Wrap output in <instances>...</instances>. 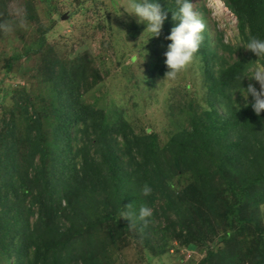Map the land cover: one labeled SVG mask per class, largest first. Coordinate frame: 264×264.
Returning <instances> with one entry per match:
<instances>
[{
    "label": "trees",
    "instance_id": "1",
    "mask_svg": "<svg viewBox=\"0 0 264 264\" xmlns=\"http://www.w3.org/2000/svg\"><path fill=\"white\" fill-rule=\"evenodd\" d=\"M222 1L236 17L239 35L245 44L253 37L264 40V0ZM158 2L167 12L165 33L169 36L176 23L172 11H177V3L176 0ZM27 19L33 20L29 13ZM202 35L203 43L194 58L201 57L206 87L209 88L207 98L213 111L193 118L189 127L164 148L160 147L155 135H135L123 118L106 127L100 113L81 103L76 81L68 76V69L56 60L51 62V77L46 80V88L59 105L56 109L59 125L54 131L59 143L50 154V172L46 169L49 155L42 147L41 126L37 119L26 128L24 138L21 134L16 136L18 131L14 123L9 124L8 130L0 135V148H9V162L4 165L6 174L0 186V206L6 208L24 202L26 199L20 197L22 188L26 196L32 195L33 207L44 204L30 188L34 181L44 188L52 214H47V207L46 213L41 212L34 224L26 221L25 228H13L8 240L1 239L4 264H113L110 258L114 249L132 241L139 248L144 246L150 250H165L166 245L175 241L191 251L205 253L201 264H264V113L257 117L250 106L235 107L230 95L241 83L237 77L258 63L264 65V57L258 60L248 51L246 56L227 66L225 59L215 53L216 47L211 44L206 29ZM38 42L42 47V39ZM20 58V55H14L6 63L8 76L12 75L13 79L15 73L11 72ZM217 63L221 69L215 73L213 67ZM156 71L167 74L169 69L165 60ZM219 107L224 109L223 115ZM24 114H28V108ZM74 133L82 134L76 151L72 147ZM118 137L122 138V143ZM24 140L30 144V149L25 158V170L20 173L21 183L11 159ZM214 152L215 156L210 155ZM180 159L184 160V167L178 161ZM149 163H155L156 168L169 177L178 173L187 182L190 180L189 188L181 195L168 194L164 190L167 194L161 197L162 206H147L153 208L151 217L141 221L138 214L130 220L131 225L128 220L121 226L118 222L113 223V229L108 231L113 235L112 243L100 244L97 228L91 225L92 222L83 221L80 213L84 208L99 211L106 207L105 201L109 202L112 191L118 207L121 204L128 206L124 208L128 213L137 210L139 204L145 202L139 197L142 183L151 181L155 174L154 170L147 172ZM221 165L231 169L226 168L230 171L228 177L222 174ZM47 176L52 177L50 190L45 185ZM138 176L143 178L140 180ZM236 176L243 180L244 188L228 183L229 177ZM229 188L234 198L230 197L231 201L227 202ZM62 219L68 223H62ZM43 223L46 229L40 230L39 225ZM74 235L77 236L76 243H67L68 246L61 243V237ZM214 238L225 244L224 251L214 252L215 247L208 243ZM244 242L250 244L245 255L228 251L235 246H244ZM61 245L63 247L59 249L57 246Z\"/></svg>",
    "mask_w": 264,
    "mask_h": 264
},
{
    "label": "rangeland",
    "instance_id": "2",
    "mask_svg": "<svg viewBox=\"0 0 264 264\" xmlns=\"http://www.w3.org/2000/svg\"><path fill=\"white\" fill-rule=\"evenodd\" d=\"M123 2L124 0H0V135L8 130L9 124L14 123L18 131L16 136L21 134L24 138L26 128L37 119L41 126L42 147L49 155L47 173L50 172L52 162L51 151L59 143L54 133L59 125V115L56 114L59 105L52 100L46 88V80L51 77L49 67L54 60L68 69V76L76 81L81 103L100 113L105 118L106 127H111L123 118L135 135L157 136L161 148L186 130L193 118L213 111L207 98L209 88L206 87L207 77L201 57L193 58L175 80H166L165 73L155 72L166 59L165 53L170 43L165 33L166 23L164 22L158 37L150 38V33L143 35L146 25L137 23L138 18L129 16L123 8L119 10ZM192 2L193 10L210 35L211 44L216 47L215 53L225 59V65H232L248 54L249 50L244 47L246 44L239 35L238 21L222 0ZM201 9H205V13ZM28 13L35 22L27 19ZM42 29H45L44 37ZM40 39L42 47L39 46ZM29 50V54H26ZM14 55H20L21 58L14 64L11 72L15 73L13 79L12 75L8 76L10 73L7 72L6 63ZM220 69L219 63L213 67L215 73ZM252 83L257 90L260 89L257 82ZM248 84L249 80L246 79L245 88ZM51 87L54 88L52 82ZM232 101L237 108L239 105L240 108L245 107V102L238 93L235 94V100L232 97ZM253 102V98L249 97L248 104ZM26 108L28 114H24ZM219 112L221 115L225 113L222 107H219ZM74 135L72 147L76 151L82 134ZM117 139L122 143L121 137ZM29 149L30 144L24 140L14 159H11L17 180L21 183L20 173L25 170V158ZM208 149L212 151L211 148L206 150ZM8 152V147L0 148V186L4 183L3 177L6 174L4 165L9 162ZM210 155L216 154L214 152ZM127 161L125 157L124 162ZM178 161L185 166L183 159ZM226 168L231 171L227 166H222L221 171L228 177L230 171H226ZM153 170V179L142 183V188L147 184L152 192L145 197L142 189L140 190L139 197L145 202L139 204L138 211L133 209L129 213V220L139 214L142 206L160 207L164 203L161 197L173 192L181 195L189 186L190 180L187 182L178 173L169 177L167 173L160 172L155 163H149L147 172ZM138 177L140 180L143 178ZM51 179V176L46 177L47 190L51 188ZM228 183H233L237 188L245 186L239 176L229 177ZM30 188L44 204L33 207L32 195L26 196L22 188L20 197L26 199L24 202L19 201L6 208L0 206V241L8 240L13 228H25L26 221L30 225L34 224L41 212L46 213L47 207V214H52L50 199L41 184L32 181ZM227 193L226 200L229 202L234 197L230 188ZM112 196L114 191L109 202L105 201L106 207L99 211L84 208L79 215L80 218L83 217V221L88 220L97 228L100 244L112 243L113 235H109L108 231L113 229V223L118 222L121 226L127 221L121 218V213L128 212V209L125 210L122 204L118 207ZM262 211L264 223V207ZM66 222L68 223L62 219V223ZM39 229L45 230V223L40 224ZM248 235L244 236L245 241ZM255 237L256 234L253 238ZM76 238L74 235L61 237L60 240L63 245L68 246L76 243ZM209 240V245L215 247L214 252L226 249L218 238ZM243 245L228 251L245 255L250 244L246 245L244 242ZM57 247L60 249L63 246ZM155 249L150 250L144 246L139 248L132 241L114 249L110 261L113 264H201L206 257L205 253L191 251L175 241L166 245L165 250ZM4 262L5 256H2L0 250V264Z\"/></svg>",
    "mask_w": 264,
    "mask_h": 264
},
{
    "label": "clouds",
    "instance_id": "3",
    "mask_svg": "<svg viewBox=\"0 0 264 264\" xmlns=\"http://www.w3.org/2000/svg\"><path fill=\"white\" fill-rule=\"evenodd\" d=\"M176 3L177 11H172V19L176 23L167 37L171 43L168 44V50L165 53V64L169 69L166 74V80H175L177 75L192 62L204 39L202 33L205 30V25L198 19L193 10L192 0H176ZM121 8L129 16L138 18L137 23L146 25L143 35L150 33V38L160 35L163 24L167 19V12L162 10L158 0H124L119 10ZM244 47L258 57V60L264 57V40L253 37ZM245 78L249 80L247 88L242 86ZM237 79L241 83L234 90V93L230 92V95L235 100V94L239 92L245 102L244 106H250L255 115L260 117L261 113H264V65L257 64L250 67L247 71L241 73ZM252 81L259 84V90H257ZM249 97L254 100L251 105L248 104ZM151 192V187L145 184L142 188V195L147 197ZM152 214L150 207L142 206L139 209L138 219L144 221L146 218L151 217ZM129 215L128 212H122L121 218L130 221L128 219Z\"/></svg>",
    "mask_w": 264,
    "mask_h": 264
}]
</instances>
